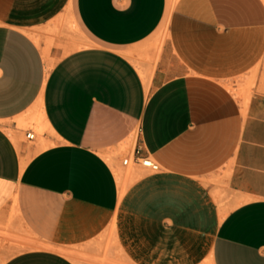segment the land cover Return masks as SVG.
I'll list each match as a JSON object with an SVG mask.
<instances>
[{"label": "crops", "instance_id": "crops-1", "mask_svg": "<svg viewBox=\"0 0 264 264\" xmlns=\"http://www.w3.org/2000/svg\"><path fill=\"white\" fill-rule=\"evenodd\" d=\"M136 149L159 169L129 181ZM108 239L126 264H264V0H0V264Z\"/></svg>", "mask_w": 264, "mask_h": 264}, {"label": "rangeland", "instance_id": "rangeland-1", "mask_svg": "<svg viewBox=\"0 0 264 264\" xmlns=\"http://www.w3.org/2000/svg\"><path fill=\"white\" fill-rule=\"evenodd\" d=\"M67 23V26L70 24V22L67 21H63L62 22V26H61V30L60 31H53V30H49V29H44L43 32L49 36H51V38L47 39L46 42V46L50 47L53 44H55L53 42L52 37L54 36H63V24ZM68 29L72 32V34L76 33L77 28H70L68 26ZM166 38V36L164 35V33L159 32V30H157V32L155 33V35L147 42V44L143 47L142 51L139 53L138 58L134 61L135 65L138 67L139 65L143 66V62L145 61H150L152 60V58L154 59V56L151 58V56H149L148 51L149 50H155L158 51L160 45L162 44L163 40ZM57 46H59L61 49H63V51H67L68 49H70V47L65 46L63 44H57ZM63 52V53H64ZM252 86V83L249 82L245 85L244 90L246 92H248V90L250 89V87ZM32 111H28L25 115H23L22 117L26 118L25 122L23 123H19V118H14L13 121L16 124V133L19 136V139L21 140V142H23L25 145L27 146H31L34 145L35 146V150H37V148H39L38 146V142L40 140L41 137H43V134L45 133V131H40L39 127L37 126V123L33 120L30 119L29 116L31 115ZM27 128H32L34 133H35V138L32 141H27L24 137V130ZM123 153L126 152V149L120 150L117 153H115V157L119 154V153ZM109 161V160H108ZM116 163H118L119 165V161H116ZM121 164V162H120ZM125 171L127 173V180H132L133 178L137 177L138 175L147 172L148 170L145 168H142L140 166H136L133 164H129L128 166H125ZM112 247V240L108 239V241L106 242L105 245H98L96 248L97 253L94 255H86L83 254L81 255V257H83L84 259H88L91 263L93 264H126L125 262H123L122 260H117V261H113L111 258V254H110V248Z\"/></svg>", "mask_w": 264, "mask_h": 264}, {"label": "built area", "instance_id": "built-area-1", "mask_svg": "<svg viewBox=\"0 0 264 264\" xmlns=\"http://www.w3.org/2000/svg\"><path fill=\"white\" fill-rule=\"evenodd\" d=\"M24 137L27 141L34 140L35 133L33 129L32 128L25 129ZM120 162L123 166H128L129 164H133L150 171H157L159 169V165L150 156L140 155L137 149L133 153H128L122 156Z\"/></svg>", "mask_w": 264, "mask_h": 264}, {"label": "bare ground", "instance_id": "bare-ground-1", "mask_svg": "<svg viewBox=\"0 0 264 264\" xmlns=\"http://www.w3.org/2000/svg\"><path fill=\"white\" fill-rule=\"evenodd\" d=\"M15 140V139H14ZM19 141V140H18ZM15 142H16V140H15ZM19 143V142H18ZM17 144V143H16ZM20 146V144H17V146ZM105 158H107V160H109L110 162H112L111 161V158H110V156L109 155H105ZM115 171H116V174H117V177L119 178L120 177V175H119V171H118V169H116L115 168ZM123 189H124V186L123 185H121V193L123 192Z\"/></svg>", "mask_w": 264, "mask_h": 264}]
</instances>
